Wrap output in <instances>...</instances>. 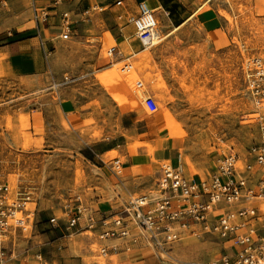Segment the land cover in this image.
Wrapping results in <instances>:
<instances>
[{
    "label": "rangeland",
    "instance_id": "1",
    "mask_svg": "<svg viewBox=\"0 0 264 264\" xmlns=\"http://www.w3.org/2000/svg\"><path fill=\"white\" fill-rule=\"evenodd\" d=\"M158 1L164 9L155 13L163 39L150 49L132 38L127 17L117 19L121 7L108 8L90 14L71 40L51 42L37 75L15 78L0 71V185L30 191L35 201L28 206L35 208L33 232L0 237L13 262L39 253L46 262L55 257L111 264L115 257H99L88 235L73 232L68 238L62 221V229L51 227L49 219L61 217L63 198L80 194L98 210L100 203L113 204V190L121 202L153 194L155 171L164 163L156 150L172 138L193 180L210 177L222 154L243 155L256 142L264 103H254L241 66L247 58L264 63L262 0ZM212 16L224 33L209 30L215 26ZM220 38L229 50L217 55L213 48ZM110 47L119 48L123 57H107ZM126 63L132 69L121 72ZM136 81L142 82L141 89ZM146 92L156 101L154 114L144 107ZM89 111L101 121L80 118ZM136 153L147 155L154 166L143 180L132 181L135 190L129 192L124 171L115 176L110 167L115 160L122 167ZM225 250L222 243L205 238L184 240L157 255L163 264H205Z\"/></svg>",
    "mask_w": 264,
    "mask_h": 264
},
{
    "label": "built area",
    "instance_id": "2",
    "mask_svg": "<svg viewBox=\"0 0 264 264\" xmlns=\"http://www.w3.org/2000/svg\"><path fill=\"white\" fill-rule=\"evenodd\" d=\"M9 0H0L5 7ZM65 0H51L52 11ZM121 5V1L115 3ZM264 9V0H262ZM95 5L91 11H100ZM32 21L39 25L47 23V10L32 7ZM90 19L89 11L83 14ZM134 36L144 49L152 48L157 35L158 19L155 11L146 2L136 4V12L128 18ZM73 20L69 12L61 14L60 41L71 40ZM46 56L50 55L41 44ZM115 47L106 50L112 57ZM130 63L123 65L121 72H129ZM243 80L257 106L264 103V63L259 58H247L241 66ZM136 81L135 87L142 88ZM147 112L158 111L152 94L143 99ZM181 161V157H178ZM110 170L117 176L122 170L115 160ZM161 176L154 193L130 197L120 211L106 214L86 204L80 194L63 198L60 218L49 219L51 227H59L68 238L73 232L88 235L91 245L101 258L128 253L144 244L158 254H166L172 245L184 240L200 241L211 238L226 246L225 253L205 264H264V209L258 202H264V122L258 124L256 142L243 155L233 151L222 154L216 161L214 173L203 180H190L184 175L183 167H173L165 162L160 165ZM35 204L27 190L13 192L8 185H0V237L34 227ZM78 230V231H77ZM0 240V264H7V252ZM41 264L40 255L36 256ZM194 264V263H192Z\"/></svg>",
    "mask_w": 264,
    "mask_h": 264
},
{
    "label": "crops",
    "instance_id": "3",
    "mask_svg": "<svg viewBox=\"0 0 264 264\" xmlns=\"http://www.w3.org/2000/svg\"><path fill=\"white\" fill-rule=\"evenodd\" d=\"M117 1H121L120 6L115 5ZM139 2H146L148 7L154 10L155 13L159 10H164L162 4L158 0H65L61 5L56 7L54 11H52L51 0H9L5 7L0 6V22H3L1 26V29L3 31L1 33L4 36V41L0 43V56L2 57L0 60V71H2L5 75H11L15 78H30L37 75L39 70H41L44 66V52L41 44H43L47 49L51 46V42H56L57 40H59L58 37L61 32V14L63 12H69L71 14V19L74 23L73 33L75 32L77 34V29L81 22L85 23L86 21L84 20V12L89 11L90 14L94 15L95 12H92L91 8L95 5L101 8L99 13L104 12L108 8H110V10H113V8L121 7L116 16L118 20H121L124 17H127L128 19L130 16L134 15L136 12V4ZM32 7H35L37 10H47L49 12V15L53 16L49 17L47 23L36 25L32 21ZM156 9L159 10L156 11ZM164 15L168 17L170 15V12L164 11ZM155 16L157 18L156 14ZM191 17H193V15L187 17L184 22L188 21ZM210 22L215 25L214 27L209 28L211 32L224 33L221 22L219 21L217 16L216 18H211ZM28 24L31 25L28 26ZM122 38L124 39V41H127V38H124V36ZM132 38L137 41L134 36V30L132 31ZM217 43L218 45H220L218 48H213V53L217 55L221 53L224 54L229 50L228 47H225L223 38L218 39ZM116 50L117 53L114 55V57H123L122 51L119 48H116ZM131 53L132 55L135 54L133 50H131ZM124 60L127 61V59L125 58ZM216 63L217 62L213 61L212 65H216ZM148 93L149 92H146L145 94ZM96 114L98 113L91 111L82 112L80 114V118L85 119L86 121L87 119H92L96 122L98 121L97 119L101 121L98 116H94ZM160 143L163 145L162 139L160 140ZM164 145L166 147L162 150H156L155 156L159 157V159H162V163L168 162L173 167H176L178 165H181L183 167L182 154L178 147L177 141L172 138ZM179 156L181 157V161H178ZM147 157L148 156L144 153H136L133 156L125 158L124 162L122 163V170L124 171L125 178L128 182V187L130 188L129 192L135 190L131 185L132 181L136 179L143 180L149 171L147 170L148 167L154 166L150 163ZM160 165L161 164L159 163L158 170L155 171L157 173L156 183L161 176ZM183 171L184 175L188 179L193 180L186 175L184 167ZM109 193L113 195V199L111 201V203L113 204H110L109 201H107L105 205L104 203H100L101 209L99 208L100 210H98L104 213H116L118 208L124 206L126 200L121 202V197L116 195V193H118L117 190L116 192L115 190H113ZM256 206L258 208L264 209V202H258ZM32 232L33 230H31L29 234H31ZM77 235L81 236L84 234L78 233ZM157 254L158 253L154 249L141 244L128 253H121L120 255L115 256V261L111 264H163ZM38 255L41 256L42 261L46 264H76L75 260L60 261L59 258L55 259V257L46 262L43 259L42 255L39 253H35L32 256H26L20 262H13L12 255L7 254V264H41V262L36 258V256Z\"/></svg>",
    "mask_w": 264,
    "mask_h": 264
},
{
    "label": "bare ground",
    "instance_id": "4",
    "mask_svg": "<svg viewBox=\"0 0 264 264\" xmlns=\"http://www.w3.org/2000/svg\"><path fill=\"white\" fill-rule=\"evenodd\" d=\"M157 10H159V9H156V11ZM163 38H161V35H160V32L158 31V28H157V35H156V38L154 39V44L156 45V44H158V43H160V41L162 40ZM138 63H140V61H141V58H139L138 59ZM144 63V62H143ZM142 63V64H143ZM114 71H118L117 69L116 70H114ZM148 148V147H147ZM132 152V151H131ZM133 153V152H132ZM133 155V154H132Z\"/></svg>",
    "mask_w": 264,
    "mask_h": 264
}]
</instances>
